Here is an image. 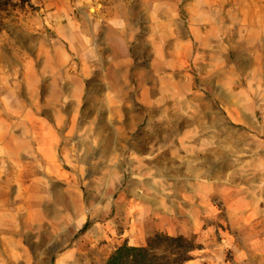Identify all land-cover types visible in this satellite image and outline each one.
Wrapping results in <instances>:
<instances>
[{
  "label": "rangeland",
  "instance_id": "374dc122",
  "mask_svg": "<svg viewBox=\"0 0 264 264\" xmlns=\"http://www.w3.org/2000/svg\"><path fill=\"white\" fill-rule=\"evenodd\" d=\"M155 233L199 245L185 264H264V0H15L0 264H106Z\"/></svg>",
  "mask_w": 264,
  "mask_h": 264
},
{
  "label": "trees",
  "instance_id": "16d2710c",
  "mask_svg": "<svg viewBox=\"0 0 264 264\" xmlns=\"http://www.w3.org/2000/svg\"><path fill=\"white\" fill-rule=\"evenodd\" d=\"M15 0H0V13L13 6ZM24 4L27 0H18ZM87 223L81 232L87 230ZM199 245L183 235L171 236L155 233L146 245L136 246L124 243L115 248L106 264H185L191 259V252Z\"/></svg>",
  "mask_w": 264,
  "mask_h": 264
},
{
  "label": "crops",
  "instance_id": "0c3cea01",
  "mask_svg": "<svg viewBox=\"0 0 264 264\" xmlns=\"http://www.w3.org/2000/svg\"><path fill=\"white\" fill-rule=\"evenodd\" d=\"M78 52H80V51H78ZM77 57H80L82 67H81V71L77 75H75L77 85H75V87L73 86L72 88H85V86H83L85 81L90 79L91 77H94L98 73V70H96L97 65H98V59L97 58H94V59L89 58V56L86 54L85 55L84 54H78ZM70 63H71L70 58L64 59L61 62V66L67 67ZM105 78L108 82V87L110 88L111 87V81L109 79L108 71L105 73ZM64 88H65V86H64ZM147 90H145L146 93L149 91V90L148 91ZM71 255H74V254L72 253Z\"/></svg>",
  "mask_w": 264,
  "mask_h": 264
}]
</instances>
